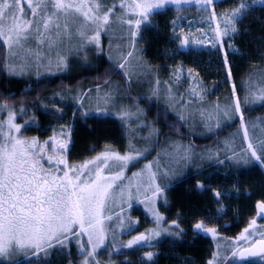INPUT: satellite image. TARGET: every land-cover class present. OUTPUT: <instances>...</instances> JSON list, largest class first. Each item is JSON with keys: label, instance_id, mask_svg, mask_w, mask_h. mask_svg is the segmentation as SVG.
<instances>
[{"label": "rangeland", "instance_id": "1", "mask_svg": "<svg viewBox=\"0 0 264 264\" xmlns=\"http://www.w3.org/2000/svg\"><path fill=\"white\" fill-rule=\"evenodd\" d=\"M8 3L13 4V0ZM160 3L164 5L162 8L141 15L145 11L143 6ZM212 3L206 0H17L13 4L9 11L15 19L6 16L0 34L7 46L9 77L37 81L60 73L69 74L74 68L100 60L98 50L106 45L107 57L122 69L128 85L112 78L103 85H81L74 90L62 88L49 93L36 108L0 103V145H7L11 150L16 140L22 141L16 145L17 151L26 152V167L35 164L37 177L54 180L55 187L67 172V178L74 184L83 185L95 181L99 171L101 183L108 192L102 206H96L91 226L85 222L81 231L78 224L72 225V231L65 234L67 239L61 237L62 243L54 240L51 246L45 243L42 248L13 249L9 256L0 257V264L34 259L40 262L56 251L65 253L66 264H74V260L78 264H100V252L105 250H109L107 262L115 264L116 246L122 250L128 246L144 249L135 240L141 234L147 237L145 246L153 248L159 243L163 228L168 223L174 226L179 214L167 211L173 205L172 200L169 204L171 188L178 180L200 173L208 166L216 169L215 173L259 172L262 181L260 178L246 181L243 191L237 185L232 192L244 194L247 200L251 198L253 205L264 202L261 189L255 188H261L260 181L264 185V115L208 141L211 135L243 117L241 94L233 79L228 55L239 53L232 40L239 32L235 26L243 9L264 4V0L243 3L247 7L239 6L220 15ZM167 8L179 11L173 31L181 48L196 54L206 53L209 72L203 71L201 65L178 62L169 69L165 80L143 57L137 42L141 24L152 13ZM191 8L198 11L181 12ZM250 80L255 83L248 94L254 93L258 102L264 101V85L257 84H264V75H255ZM223 94L228 99L218 100ZM134 96L168 107L181 119L186 131L203 144H193L171 133L160 138L161 127L147 119L145 107ZM52 109L54 115L48 116L47 126L38 133L41 120L38 112L48 114ZM74 118L89 125L100 124L102 130L117 128L121 131L120 139L102 142L97 146L100 149L85 160H71ZM107 143L110 145H104ZM123 157L133 159H118ZM225 192L232 197L231 192ZM254 222L250 228L256 233L258 227ZM251 234L245 231L235 238L237 243L227 246L236 260L238 245L246 244ZM71 250L73 257H69ZM61 258L58 254L56 263Z\"/></svg>", "mask_w": 264, "mask_h": 264}, {"label": "trees", "instance_id": "2", "mask_svg": "<svg viewBox=\"0 0 264 264\" xmlns=\"http://www.w3.org/2000/svg\"><path fill=\"white\" fill-rule=\"evenodd\" d=\"M246 2H252V0H213L212 4L215 5V9L218 15H220L226 11L237 9ZM190 11L196 12L198 10L191 8L190 10L184 9L181 12L187 13ZM178 12L179 11L173 8L156 11L143 21L139 29L140 33L137 42L141 48L143 57L153 66L158 75L165 80L169 69L178 62H184L190 66L194 64L198 66L201 65V69L207 72L211 70L209 64L206 62L208 59L206 53L196 54L191 49L181 48L179 40H177L173 31L175 26L174 21ZM235 27L239 32L234 36L232 41L239 53H230L228 58L231 63L233 79L241 94L243 117L240 118V120H234L232 124L223 127L218 132L211 135L208 141H214L222 135L239 128L243 122L253 117L264 115V101L258 102V99L256 100L257 96L254 93H251V95L248 94L252 90L251 88L254 82L251 81L250 78H253L255 75H264V4L251 5L243 9L242 17L237 21ZM98 51V58H100V60L96 59V61L89 66L83 68L77 67V69L74 68L69 74L60 73L50 78L28 81L25 78H15L7 75V46L0 38V103L13 107L27 105L31 108H36L49 93L62 88L74 90L81 85H103L112 78H119L125 85H128L122 69L118 68L107 57L106 45ZM257 84H259V86L264 85L263 82ZM223 95L224 96L218 98V100L228 99L224 98L226 96L225 94ZM136 98H139L140 102L145 107L147 119L153 124L161 127L160 138H162L163 135L171 133L184 137L196 145L202 143L197 142V138L186 131L181 119L176 118L175 115L168 110V107L158 105L148 98ZM254 102L258 103L254 104ZM38 114L41 120L37 126V131L41 133V128L46 127L47 122H49L48 116L54 115V111L52 109L48 114L40 111ZM73 124V144L69 156L71 160H85L94 155L97 149H100V147L97 146L102 142L120 139L121 131L117 130V128L102 130L100 129V124L93 122L89 125L86 121H78L76 118H74ZM256 141H261V139ZM104 145L110 144L107 143ZM206 168L207 167L203 168L200 172L208 170L207 173H211L213 171ZM223 168H225V166ZM222 172H224V176L215 173L212 178L214 184H220L226 191L232 194L229 200V214L232 216L231 238H234L240 230L246 227L242 223V219L244 220L247 215L252 213L253 200L251 198L247 200L244 194L235 193L232 192V190L234 191V187L239 185L243 191L246 181H256L254 180L256 178H260L262 181L263 179L261 174L254 170L251 172L248 170H230L228 172L225 170ZM254 174L256 177H254ZM261 181V188L258 186L255 188L261 189L264 201V185ZM193 188V182L190 180L186 181L170 196L174 208L178 209L185 219L194 218L205 212L206 209H213L212 205L214 200L211 195L208 192L197 194ZM253 189V186H251V190ZM121 239L123 240V238ZM118 241L119 239L115 242ZM157 245H159V243ZM114 249L122 252L121 255L116 251L114 256L115 260H113L115 264H201L204 257L208 254L207 245L202 241L195 242L194 245L190 246L186 244L183 248L178 244L169 243L166 248L162 250L161 255L157 253L152 255L151 258L146 256L142 250L136 248L128 251L127 249L122 250L118 245ZM108 251L109 250L100 252L102 253L100 264H111L110 261L109 263L107 262V257L109 255ZM58 254L61 255L62 258L60 262L56 263L55 259ZM73 255L74 252L71 250L69 257H73ZM67 258L65 253L56 251L49 258H44V261L39 262L36 259L31 261L21 260L17 264H66ZM235 260L233 255L231 258L232 264H240L238 260ZM75 264H78V260H76ZM252 264H264V262H253Z\"/></svg>", "mask_w": 264, "mask_h": 264}, {"label": "snow or ice", "instance_id": "3", "mask_svg": "<svg viewBox=\"0 0 264 264\" xmlns=\"http://www.w3.org/2000/svg\"><path fill=\"white\" fill-rule=\"evenodd\" d=\"M16 2L17 0H13V4ZM206 2L211 4L213 0ZM13 4L8 3V0H0V34H2L3 19L6 16L15 19L14 13L9 11ZM56 6L63 7L60 4ZM163 6V3L145 5L143 6L145 11L141 15L145 16L151 10ZM136 7L142 6L136 5ZM244 7L247 5L242 4L241 9ZM111 11L108 10L109 13ZM237 12L239 13L240 9ZM107 20L106 14L105 23ZM129 23L131 24V21ZM139 24L140 21L137 20V27ZM236 110L239 111L238 100ZM16 131L20 129L16 128ZM21 143L23 142L16 140L11 150L7 145H0V257L9 256L13 249L42 248L45 243L51 246L54 240L62 243L61 237L67 239L65 234L72 231V225L78 224L83 231L85 222L89 226L92 225L97 211L96 206H102L108 195L107 189L101 183L103 178L99 171L95 181L90 184L84 182L83 185L74 184L67 178V172L64 174V179L55 187L54 180L37 177L35 164L26 167L28 163L26 152L17 151L16 145ZM253 155H256L255 152ZM257 159L259 160L260 157ZM216 195L219 196V193ZM259 207L261 212H264V203ZM195 228L201 229L202 225L198 223ZM139 239L142 237L137 238Z\"/></svg>", "mask_w": 264, "mask_h": 264}, {"label": "flooded vegetation", "instance_id": "4", "mask_svg": "<svg viewBox=\"0 0 264 264\" xmlns=\"http://www.w3.org/2000/svg\"><path fill=\"white\" fill-rule=\"evenodd\" d=\"M206 169L213 170V168H210V166H208ZM214 170L211 173H207L208 170L200 173L198 172L195 175L178 180L176 186L171 188L172 192H169L170 204L171 194L180 186H182L186 181L190 180L193 182V189L197 192V194H204L208 192L211 195L214 200V203L212 205L213 209H206L205 212L198 216H195L194 218L185 219L183 218L182 213L178 209H175L173 205L167 207L168 213L178 212L179 214L175 219L176 223L174 224V226L169 225V223L167 222L168 225L163 228V234L161 233L162 235L159 236V245H155V247L153 248L152 246L146 247L145 242L147 240V237L143 234H141L144 236L143 242L137 240L138 236H136L135 238L136 241L144 245V249L142 251L146 256L149 257V253H151V256L157 253L161 255L162 250L165 249L169 243L178 244L181 248H183L184 246H186V244L190 246L194 245L195 242L202 241L207 245L208 254L204 257V260L201 264H232L230 247L227 248V246H229L231 242H236L235 238H238V235L244 233L245 230H247L248 232L250 231V233L252 232V234L250 235L251 237L248 238L249 241L246 244L241 246L238 245V262L240 264L264 262V256H260L251 260L239 259V252L241 250L251 247L257 240H264V212H261L259 207V205L264 202L253 205L251 213L252 215H247L244 220L242 219V223L246 227L240 230L234 238H231L232 216H230L229 214V200L231 199V197L227 196V193L225 192V188L223 186L213 183L214 180L212 176L214 177ZM218 174L224 176V172H220ZM217 193H219V196L216 195ZM253 221H255L254 223L257 224H255V226L258 227V231H256V233H253L255 230L250 228ZM198 223L202 225L201 229L195 228V225ZM255 226L252 228H255ZM126 249L128 251H131L135 249V247L128 246V248ZM117 253H120L122 255V252L120 251H117ZM75 263L76 260H74V264Z\"/></svg>", "mask_w": 264, "mask_h": 264}, {"label": "water", "instance_id": "5", "mask_svg": "<svg viewBox=\"0 0 264 264\" xmlns=\"http://www.w3.org/2000/svg\"><path fill=\"white\" fill-rule=\"evenodd\" d=\"M138 237H142V239H139L140 242L144 241L143 235H139ZM260 256H264V240H257L251 247L239 252L240 260H251Z\"/></svg>", "mask_w": 264, "mask_h": 264}]
</instances>
